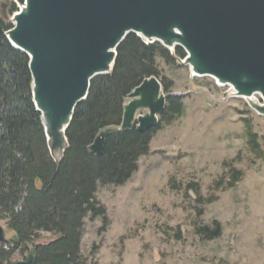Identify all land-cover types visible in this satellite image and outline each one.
<instances>
[{
  "label": "water",
  "instance_id": "1",
  "mask_svg": "<svg viewBox=\"0 0 264 264\" xmlns=\"http://www.w3.org/2000/svg\"><path fill=\"white\" fill-rule=\"evenodd\" d=\"M0 16L11 25L5 32L10 44L29 59L32 101L55 162L69 147L75 107L94 78L113 71L117 47L130 33L161 44L191 76L227 87L208 94L211 100L242 98L264 116V0H2ZM166 97L159 79H143L127 94L120 124L100 129L88 150L99 156L109 134L154 128ZM17 241L0 225V242ZM34 253L32 247L12 264H34Z\"/></svg>",
  "mask_w": 264,
  "mask_h": 264
},
{
  "label": "rangeland",
  "instance_id": "2",
  "mask_svg": "<svg viewBox=\"0 0 264 264\" xmlns=\"http://www.w3.org/2000/svg\"><path fill=\"white\" fill-rule=\"evenodd\" d=\"M156 60L171 93L183 96V115L155 132L125 184L98 186L95 199L109 224L101 229V218H86L79 264H264V157L249 150L243 126L251 121L264 153V116L242 98L216 103L208 94L227 87ZM234 171L241 177L227 188ZM215 223L219 237L196 233ZM0 225L13 236L5 221ZM51 237L42 233L37 242ZM26 255L18 249L12 262Z\"/></svg>",
  "mask_w": 264,
  "mask_h": 264
},
{
  "label": "trees",
  "instance_id": "3",
  "mask_svg": "<svg viewBox=\"0 0 264 264\" xmlns=\"http://www.w3.org/2000/svg\"><path fill=\"white\" fill-rule=\"evenodd\" d=\"M15 10L12 4L10 12ZM9 28L0 16V221L18 241L11 246L0 242V264H12L18 249L28 254L32 247L34 264H79L86 218H101V229L109 224L105 207L95 199L98 186L125 184L138 170L140 157L149 153L155 132L183 115V96L171 93L173 83L162 75L156 59L177 63L161 44H145L128 34L117 47L113 71L94 78L88 96L75 107L66 130L69 147L55 162L32 101L29 59L8 41ZM175 55L182 58L184 51L176 47ZM151 76L160 80L167 95L158 124L143 132L133 127L109 134L102 154L91 153L88 146L98 131L120 124L127 94ZM243 126L249 150L263 158L251 121L244 119ZM240 177L234 171L226 187H233ZM189 188L199 195L193 184ZM215 225L209 232L197 227L196 233L217 238L221 227ZM42 233L51 234V239L37 242Z\"/></svg>",
  "mask_w": 264,
  "mask_h": 264
}]
</instances>
